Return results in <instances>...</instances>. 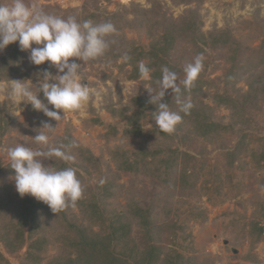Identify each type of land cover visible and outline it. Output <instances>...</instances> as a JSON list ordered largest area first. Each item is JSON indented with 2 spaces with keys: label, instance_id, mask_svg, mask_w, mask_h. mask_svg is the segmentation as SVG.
I'll list each match as a JSON object with an SVG mask.
<instances>
[{
  "label": "rangeland",
  "instance_id": "1",
  "mask_svg": "<svg viewBox=\"0 0 264 264\" xmlns=\"http://www.w3.org/2000/svg\"><path fill=\"white\" fill-rule=\"evenodd\" d=\"M25 2L64 18L111 22L117 33L103 57L70 58L92 95L59 121L12 99L15 80H31L36 92L46 71L30 61V50L18 41L0 50V58L18 57L16 72L0 70V264H53L84 230L85 239L116 236L132 256L125 264L151 245L144 264H264V0ZM134 5L155 11L141 18ZM189 11L203 35L179 22ZM162 14L176 21L172 33ZM162 92L161 102L182 117L171 133L154 121ZM38 98L47 103L42 91ZM189 101L190 110L180 111ZM39 132L49 135L47 147L75 156L48 158L45 166L74 167L84 187L58 213L17 192L7 156L19 143L41 148Z\"/></svg>",
  "mask_w": 264,
  "mask_h": 264
},
{
  "label": "clouds",
  "instance_id": "2",
  "mask_svg": "<svg viewBox=\"0 0 264 264\" xmlns=\"http://www.w3.org/2000/svg\"><path fill=\"white\" fill-rule=\"evenodd\" d=\"M116 33L117 29L111 22L80 21L76 16L64 18L45 12L40 6L29 5L25 0L0 3V50L18 41L22 51L30 50L29 59L33 64L41 65L47 61L61 73L58 79H54L51 73L45 71L39 86L35 84L36 92L32 90L34 83L31 80H15L12 84L13 101L30 102L34 109L43 111L56 121L62 119L66 112L82 109L92 92L81 82V64L70 61V58L86 62L103 57L111 44L115 43L110 37ZM33 44L42 47H33ZM123 59L126 61L128 56L125 54ZM139 71L145 77L149 75V69L143 63L139 65ZM191 74L189 69L190 77ZM190 82V79L185 81L186 84ZM41 91L47 103L38 98ZM162 97L163 92L158 98L154 121L162 132L171 133L182 117L180 112L170 110L166 103H162ZM49 105L55 110H51ZM191 107V102H186L180 111L187 113ZM42 128L52 130L55 127L45 123ZM34 142L42 147L34 149L19 143L7 150L10 167L14 169L17 192L22 197L30 194L47 204L54 213L63 211L70 204L74 206L84 191L76 169H55L45 166L43 161L57 157L65 162H74L75 156L70 151L47 147L50 137L46 132H39Z\"/></svg>",
  "mask_w": 264,
  "mask_h": 264
},
{
  "label": "trees",
  "instance_id": "3",
  "mask_svg": "<svg viewBox=\"0 0 264 264\" xmlns=\"http://www.w3.org/2000/svg\"><path fill=\"white\" fill-rule=\"evenodd\" d=\"M96 8L97 7H94L93 10H90L91 8H89L88 11L86 12L87 16H85V18H89L90 16L94 15V13L96 12ZM133 9L138 16L145 19L147 14H152L155 11V7L148 10H144L139 8L137 5L136 6L134 5ZM189 12H190L189 15L181 17L179 19V22L187 23L188 21H191L186 31L190 29L189 33L200 32L201 30L200 25L197 27H193L196 24V22L199 20V18H195V16H197V13L195 11H189ZM114 14L116 13H111V15ZM162 18L163 20H159V21L164 26L163 29L166 28V34L172 33L173 32L172 24H175L176 21H174L170 17L165 16L164 14H162ZM200 34L203 35L201 32ZM16 52L19 53L18 51ZM19 54L26 56L25 53L24 54L19 53ZM17 59H18L17 54L0 58V60L3 63L0 65V70L16 72V70L14 69L15 66L14 63L17 61ZM39 67H42L43 69L48 71L50 67L52 68L55 66L51 65L50 62L46 61L43 64L39 65ZM259 82L260 80L258 79L257 83ZM251 87L253 88L252 84ZM253 89H254L253 91L255 92L258 89H260V86ZM192 122L195 123L196 121L193 120ZM80 232L81 235L80 238H78L75 241V247H73L74 250H72L73 253L72 251L71 252L69 251L68 254L65 253L64 256L61 255L59 259L54 260L53 264H125V262H127V260L130 257H132L129 253L127 254L123 246H120V243L116 236L97 235L95 237L92 236V238L90 239H85L86 238L85 230ZM154 251H155V245H151L150 248L147 251H145V253L141 251L139 253L141 257L140 259H137L135 263L144 264L145 261L149 263L151 256L154 255Z\"/></svg>",
  "mask_w": 264,
  "mask_h": 264
}]
</instances>
